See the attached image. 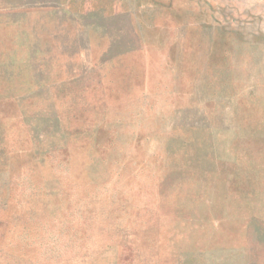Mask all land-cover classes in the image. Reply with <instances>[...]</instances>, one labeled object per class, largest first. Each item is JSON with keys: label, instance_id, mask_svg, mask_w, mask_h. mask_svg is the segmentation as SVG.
I'll list each match as a JSON object with an SVG mask.
<instances>
[{"label": "rangeland", "instance_id": "obj_1", "mask_svg": "<svg viewBox=\"0 0 264 264\" xmlns=\"http://www.w3.org/2000/svg\"><path fill=\"white\" fill-rule=\"evenodd\" d=\"M0 264H264V0H0Z\"/></svg>", "mask_w": 264, "mask_h": 264}]
</instances>
